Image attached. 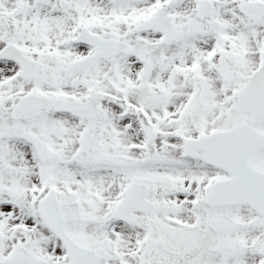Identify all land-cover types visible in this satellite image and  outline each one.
Returning <instances> with one entry per match:
<instances>
[{"label": "snow or ice", "instance_id": "obj_1", "mask_svg": "<svg viewBox=\"0 0 264 264\" xmlns=\"http://www.w3.org/2000/svg\"><path fill=\"white\" fill-rule=\"evenodd\" d=\"M0 264H264V0H0Z\"/></svg>", "mask_w": 264, "mask_h": 264}]
</instances>
